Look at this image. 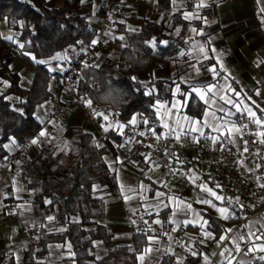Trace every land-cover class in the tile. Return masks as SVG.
Here are the masks:
<instances>
[{
  "label": "crops",
  "instance_id": "0c3cea01",
  "mask_svg": "<svg viewBox=\"0 0 264 264\" xmlns=\"http://www.w3.org/2000/svg\"><path fill=\"white\" fill-rule=\"evenodd\" d=\"M65 1L47 0V3L50 7H58ZM199 2L200 0H177V5L173 4L175 9L183 12V17L185 12H191L201 18L185 19L182 26L173 30V34L186 41L185 47L175 59L155 68L151 74L140 73L137 78L141 82H147L151 78L175 81L170 100H157L153 105L158 127L161 129L158 134L168 133V129L164 126L165 121L175 128L177 123L188 127L190 121L223 125L224 121L228 120L227 127L235 125L240 129L234 134L233 139H236L242 127L241 120L237 117L238 113L247 115L244 109L250 108L256 112L257 117L264 115V0H203L207 6L197 10L196 4ZM101 3L102 0H83V2L80 0V7L76 13L86 18L88 28L95 25ZM156 10L157 0H117L115 22L112 26L114 37H123V31H138L143 20H151ZM118 25L123 31L116 29ZM18 35L19 32L8 27L5 19L0 20V65L4 60L10 59L8 69L18 72L21 75L20 86L29 89L35 71L34 58L19 51L21 43ZM117 54V50L107 46L98 52L95 65H100L108 58L115 59ZM54 56L39 60L49 61L44 64L48 70H55H49L50 96L34 109V117L41 128L35 137L24 144L23 157L34 158L42 146H54L62 139H70L74 127L92 133L99 144H103L106 138L108 131L106 132L104 128L108 123L113 125L110 130L121 136V132L116 131L115 126L123 124L113 121L105 112L98 111L91 115L82 105L73 104V100L78 96L76 88L59 93L52 78L65 70L66 63L64 60H53ZM209 86H214L216 95L203 93V90ZM177 88L179 91H176ZM192 94L201 104L197 115H192L186 110ZM201 94L205 95V99L201 98ZM207 97H211V103L206 102ZM6 98L14 104L20 101L14 94H8ZM227 99L232 103L227 104L225 102ZM58 104L66 111L61 119L54 121L49 117V112ZM158 105L166 106L167 111L164 108L160 109L164 112L163 119L158 112ZM220 107H223L224 112L219 110ZM237 108L240 110L238 111ZM227 112L232 113L231 117L225 115ZM104 116H108V121H105ZM42 131L47 135L40 136L39 133ZM224 131L225 129L221 127V132ZM203 132L206 135H219L211 127H203ZM191 135L195 138L211 140L200 137L198 133ZM33 139H37L38 142L31 143ZM108 140L114 150L107 153L104 158L115 175L117 193L105 199L104 215L96 219L97 223L108 229L111 238L108 242L100 239L96 241L94 262L106 256L111 249L131 244L132 234L141 229L147 234L145 248L151 247L152 251L145 255L144 261L141 262L138 257L144 255V248L137 254L136 264H158L164 254L176 252H178L175 257L177 264H183V259L188 254L198 257L196 264H225V257L220 254L234 246V237L245 234L247 232L245 226L250 222L264 221V216L260 214L240 219L226 228L231 229V232L221 233L228 237L227 242L220 241V235L216 244L207 247V242L214 236L208 226L206 229L211 232V237L205 236V229L194 226L195 221L193 224L180 226L172 217L176 207L172 201L175 199L177 202L182 201L191 205V211L187 212V216L181 214L175 218L176 220H191L193 212L201 213V211L223 220L219 212L198 202L202 198H208L199 185L213 188L221 195L210 179L204 163L197 160L190 152L182 168L163 170L149 161L144 168L137 160L126 158L119 143ZM3 147L7 157L21 146L8 141ZM144 161L146 162L145 159ZM2 172L9 174V179L0 180V251L4 253L5 258H11L12 264H75L72 251L67 245L51 243L47 246L45 256L35 255L39 247L29 251L24 226H31L32 231L37 235L40 228L48 232L62 231L64 227L58 224V209L54 206L52 212L45 215L43 205L31 202V193L24 180L9 167L0 166V173ZM194 177L198 179H193ZM17 188L22 190L17 192ZM128 189L135 191L129 192ZM157 192L163 195L157 197ZM215 203L224 206L220 201ZM164 205L168 206L164 207ZM240 206L239 201L238 207ZM148 210L151 211L150 215ZM49 216L55 217L54 221L49 222L47 219ZM198 218L204 219L202 216ZM156 220L160 223H153ZM149 228L151 231H148ZM149 236H158V242L151 244ZM245 243H241L242 250ZM262 244L264 241H253L247 244V247L255 245L259 248ZM237 256L239 257V253ZM262 256L264 252L257 251L248 253L244 259L249 264H253V260L264 264V260L260 259Z\"/></svg>",
  "mask_w": 264,
  "mask_h": 264
},
{
  "label": "trees",
  "instance_id": "16d2710c",
  "mask_svg": "<svg viewBox=\"0 0 264 264\" xmlns=\"http://www.w3.org/2000/svg\"><path fill=\"white\" fill-rule=\"evenodd\" d=\"M79 7L80 0H66L58 7H50L47 0H0V20L5 19L9 28L19 32L18 40L23 46L19 51L33 56L35 68L29 89H24L19 84L21 75L7 67L10 59L0 65V85L8 83L6 91L0 93V166L9 167L25 181L31 202L43 205L45 215L50 214L54 206L58 209V224L64 229L48 232L40 228L39 250L35 255L45 256L47 246L56 243L70 247L75 264H136L137 254L147 245V234L141 229L132 234L131 244L111 249L94 262L96 241L108 242L111 238L108 229L96 219L104 215L105 199L117 193L115 175L104 156L114 150L108 139L119 143L120 135L109 130L103 144H99L92 133L74 127L70 139H62L54 146H42L34 158L22 157L10 165L6 161L4 143L14 141L20 146L35 137L41 128L34 117V109L50 96V72L44 63L37 61L63 52L79 40L93 37L86 18L76 13ZM184 23L183 12L174 8L172 0H157L155 16L143 20L138 31H123L118 25L116 29L124 32L123 39L114 38L108 43L110 48L117 50V57L85 70L88 79L99 87L97 93L88 95L110 105L124 122L135 116L140 128H152L159 133L161 129L153 105L157 100H170L175 81L151 78L141 82L137 76L151 74L155 68L177 57L186 41L173 34V30ZM154 38L156 48L148 43ZM160 41L168 43L164 45ZM77 92L83 93L84 86H79ZM8 94L17 95L20 101L10 102L6 98ZM199 106L200 101L192 94L187 112L197 115ZM138 163L147 167L143 158ZM46 200L51 204L45 203ZM201 213L214 233L207 247L216 244L221 233L241 219L238 208L236 216L227 220L204 211ZM177 253L164 254L158 264H177ZM197 261L198 257L188 254L183 264H196ZM12 262L0 251V264Z\"/></svg>",
  "mask_w": 264,
  "mask_h": 264
},
{
  "label": "built area",
  "instance_id": "2783aa9c",
  "mask_svg": "<svg viewBox=\"0 0 264 264\" xmlns=\"http://www.w3.org/2000/svg\"><path fill=\"white\" fill-rule=\"evenodd\" d=\"M116 8L117 0H102L95 25L89 28L93 37L89 40H79L63 50V55L68 57L66 61L64 60L65 70L52 78L59 93H65L71 88L77 89L82 85L84 92L78 93L73 100L74 105H82L91 115L98 111L105 112L113 121L126 125L119 141L126 158L139 160L142 156L144 159L149 157L150 163L163 170L171 171L175 167L182 168L188 154L192 152L197 160L205 164L212 182L221 186L218 188L221 196L230 199L239 198L242 207L237 206V208L241 219L254 214L264 216V187L260 186L264 184V180L256 179V177H264V143L257 142L262 138L257 135V126L246 114L242 112L237 114L242 123L240 135L234 139L233 143L225 141L222 146L220 143L214 144L212 140L195 138L192 135L182 136L177 140L176 133L172 136L167 133L160 135L151 129L140 128L137 123L132 125L130 121L124 122L110 105L97 102L88 95V93H97L99 87L88 79L85 70L95 65L98 52L105 49L115 38L112 26L115 22ZM93 40L97 41L95 45L92 44ZM65 111L66 109L58 104L50 110L49 117L54 121L59 120ZM141 132L145 135H139ZM153 132L155 135L152 134ZM197 139L199 143L196 142ZM25 143L21 144L16 152L6 157L9 165L24 156ZM245 146L248 151L244 150ZM241 160L244 161L243 167L239 163ZM248 168L254 169V172L249 173ZM6 179H9V174L0 173V180ZM24 228L28 249L34 251L39 245V237L32 231L31 226L25 225ZM253 264H260V262L253 260Z\"/></svg>",
  "mask_w": 264,
  "mask_h": 264
},
{
  "label": "snow or ice",
  "instance_id": "6c2138e0",
  "mask_svg": "<svg viewBox=\"0 0 264 264\" xmlns=\"http://www.w3.org/2000/svg\"><path fill=\"white\" fill-rule=\"evenodd\" d=\"M83 2V0H82ZM173 4L177 5V0H173ZM207 5L203 2V0H200L199 3L196 4V9L198 10L199 8L202 7H206ZM201 17L199 15H197L196 13H191V12H185L184 13V19L186 20H190V19H200ZM193 31H196L195 29H193ZM177 33H179V29H177ZM120 39H123V37H120ZM97 43L96 40L92 41V44L95 45ZM152 48H156L157 47V43L155 41V38L152 41L148 42ZM160 44H164L166 45L168 43V41H160ZM23 47V46H21ZM181 55H183V53H181ZM53 60H67L68 57L67 55H62V54H57L56 56L52 57ZM37 63H49V61H37ZM50 71H53L55 69H49ZM197 71H199V69H197ZM7 83V82H5ZM176 91H179V88L176 89ZM203 93H213V95H216V92H214V86H209L207 88H205L203 90ZM201 94V98L205 99V95ZM221 99H225L224 97H221ZM206 102L211 103V97H207ZM225 102L227 104H231L232 101L230 99L225 100ZM90 103V102H89ZM182 106V105H180ZM234 107H236L235 105H233ZM173 107H177V105H173ZM161 108H164L165 111H167L166 106L164 105H158L157 109L159 114L161 115V118L163 119L164 117V112L160 111ZM221 112H224L223 107H220L219 109ZM237 110L239 111L240 109L237 108ZM247 112L248 117L250 118V120L257 126V135L259 137H261L262 139H260L257 142L260 143H264V115L257 117L256 112L252 111L250 108H245L244 109ZM97 115H99V113H97ZM226 116L231 117L232 113L231 112H227L225 113ZM105 121H108V116H104ZM132 125H135L137 123V117H133V119L129 122ZM144 123H148L147 121H144ZM229 121L225 120L223 125H216L214 123H207V122H201V121H190V126L188 127H183L181 126L179 123H177L176 127L173 128L171 127L167 121H165L164 126L168 129V135L172 136L174 133H176V139L179 140L182 136L183 137H187L189 135H191L192 133H198L200 137H203L205 139H211L212 142L215 143H220L222 146H224V142L227 141V143H233L234 142V134L238 133L240 131L239 128H237L235 125H233L232 127H227ZM113 127V125L111 123H108L104 130L107 132L109 131L111 128ZM116 131L118 132H123V128L126 127V125H116ZM203 127H211L213 129L214 132L219 133V135H206L203 132ZM221 127H223L225 129L224 132H221ZM246 127V126H245ZM153 135H155V132L152 133ZM40 136H45L47 135L45 132H40L39 133ZM139 135L143 136L145 135V133L141 132L139 133ZM37 139H33L31 141V143L35 144L37 143ZM197 143H199V140H196ZM15 142L13 141V144ZM245 144H247V142H245ZM99 147H103V145H98ZM245 151H248L247 146H245L244 148ZM146 162L150 160L149 157H145ZM241 167L244 166V161H239ZM257 167H261V165H257ZM247 171L249 173L254 172V169L252 168H248ZM193 179H198V177H194ZM257 180H264V177H256ZM261 187H264V184L260 185ZM199 187L201 188V190L207 195L208 198H202L200 201V203L207 205L208 207L216 210L217 212L220 213L221 217L223 219H231L234 216H236V208L237 206H239V198H235V199H230V198H226L223 197L221 195H219L217 193V191L213 188H209L205 185H199ZM220 185H216V188H220ZM22 189L17 188L16 191L19 192ZM129 192H133L135 191L134 189H128ZM142 195V193H141ZM157 197L162 196V193L157 192ZM127 198H132V197H127ZM215 201H220L221 204H226L227 206H218ZM45 203L51 204V201H45ZM172 203L176 204L175 209L173 210L172 213V217H173V221L175 223H177L180 226H184V225H188V224H193V221L196 222V224L194 226H199L203 229H205V236L207 237H211V232H208L206 229V226L209 225V221L208 220H204L202 218H198L201 217L202 214L201 213H196L193 212L192 215V219H184L183 221L180 220H176L175 218L181 214H183L185 217L187 216V212L191 211V205L190 204H186L184 202H177L175 199H173ZM168 205H164V207H167ZM242 207V206H240ZM148 214H151V211L148 210ZM49 222L54 221L55 217L53 216H49L47 217ZM170 221V222H173ZM147 223V221L145 222ZM153 223H160L159 220L153 221ZM257 225H259V227H257ZM247 228V232L245 234H240L236 237H234L233 239V247L230 249H226L225 252L221 253L220 255L225 257V264H249V262L247 260L244 259L245 256H247L248 253H254L257 251H261L264 252V244H262L259 248H257L255 245H253L252 247H247V244L252 243L253 241H264V221H252L250 222L249 225L245 226ZM175 230V229H173ZM148 231H151V229L149 228ZM231 229H226L225 232H231ZM228 237L226 235H221L220 236V241H224L227 242ZM149 241L151 244H156L158 242V236H149ZM242 242H246L245 243V247L242 250L241 249V243ZM152 251L151 247L149 248H145L144 249V255H141L140 257H138L141 262L144 261L145 255H147L148 253H150ZM239 253V257L237 256V254ZM261 260H264V256L260 257Z\"/></svg>",
  "mask_w": 264,
  "mask_h": 264
},
{
  "label": "rangeland",
  "instance_id": "374dc122",
  "mask_svg": "<svg viewBox=\"0 0 264 264\" xmlns=\"http://www.w3.org/2000/svg\"><path fill=\"white\" fill-rule=\"evenodd\" d=\"M62 55H63V53H62ZM6 89H7V84L3 82V83L0 85V93L6 91ZM12 96H13V95H12ZM9 97H10V96H9ZM142 158H143V160H144V157H143V156H142ZM137 161H139V160H137ZM204 166H205V164H204Z\"/></svg>",
  "mask_w": 264,
  "mask_h": 264
}]
</instances>
